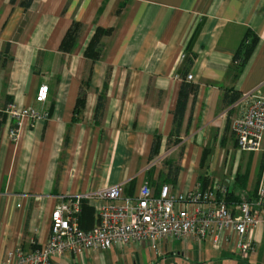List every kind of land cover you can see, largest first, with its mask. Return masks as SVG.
<instances>
[{
    "label": "crops",
    "instance_id": "obj_1",
    "mask_svg": "<svg viewBox=\"0 0 264 264\" xmlns=\"http://www.w3.org/2000/svg\"><path fill=\"white\" fill-rule=\"evenodd\" d=\"M21 1L0 0V110L14 104L47 112L48 118L21 119L15 142L8 136L13 120L6 115L3 124L0 263H16L17 250L27 253L44 246L51 213L65 200L119 184L123 198L136 197L145 183L155 196L168 186L174 197L217 184L211 154L220 150L227 157L237 152L231 132L235 110L224 105L225 94L257 92L264 97V0H33L26 10ZM73 22L82 26L78 42L71 53H61V41ZM97 28L112 33L102 39V58L91 64L84 51ZM247 32L258 41L236 76L230 67ZM191 58L186 76L192 79L186 83L195 92L177 127L173 114L185 62ZM87 82L88 87L83 85ZM41 85L48 87L47 100L37 103ZM81 86L86 96L76 114ZM100 95L104 109L95 120ZM155 139L159 147L153 154ZM245 173L242 190L236 175ZM260 173L249 180L247 165L243 173L231 174L225 180L228 192L239 199L244 193L245 199L253 197ZM229 202H224L229 210L239 204ZM85 203L90 212L79 216V225L90 228L103 202ZM262 232L260 225L250 233L254 246ZM173 242L156 250L142 244L51 261L148 264L169 255L179 263L228 264L237 253L191 240L180 242L183 249L175 254Z\"/></svg>",
    "mask_w": 264,
    "mask_h": 264
},
{
    "label": "built area",
    "instance_id": "obj_2",
    "mask_svg": "<svg viewBox=\"0 0 264 264\" xmlns=\"http://www.w3.org/2000/svg\"><path fill=\"white\" fill-rule=\"evenodd\" d=\"M191 79V76L186 78ZM47 95L48 87L41 85L35 101L44 103ZM231 109L235 110L231 132L237 152L258 153L264 158V97L257 92L241 96ZM5 113L14 122L8 131L13 142L21 119L48 118L47 112L17 108L14 104H8ZM227 193L226 187L216 184L205 191L195 188L174 197L169 187L163 186L155 196L145 183L134 198H123V185L119 184L68 199L51 213L46 244L27 253L15 251L14 264H52L53 258L60 259L67 254L123 251L142 244L156 250L169 241L191 240L207 242L217 250L227 246L231 251L249 255L254 250L250 233L257 226H264V176L254 197L243 200L235 210H229L224 204ZM91 199L103 203L97 209L94 225L84 230L79 225L81 202ZM189 204L195 206L193 210H189ZM0 264L10 262L3 260Z\"/></svg>",
    "mask_w": 264,
    "mask_h": 264
},
{
    "label": "trees",
    "instance_id": "obj_3",
    "mask_svg": "<svg viewBox=\"0 0 264 264\" xmlns=\"http://www.w3.org/2000/svg\"><path fill=\"white\" fill-rule=\"evenodd\" d=\"M11 3L14 2V0H10ZM33 0H22L20 5L23 9H28L31 4H32ZM82 26L81 24L77 23V22H73L71 24V26L69 27V29L67 30L65 36L63 37L60 47H59V51L61 53H71L80 36V32H81ZM112 33L111 29H102V28H97L92 36V38L90 39L85 51H84V58L89 61L91 64H94L96 61H99L104 53V45L102 43V39L106 36H109ZM258 41V38L255 34L251 33V32H247V34L245 35L239 49L237 50V52L235 53L233 60H232V64L230 67V70H232L236 76L240 75L248 61V59L250 58L255 45ZM193 63V58L186 60L185 62V70H184V75H182L181 79H182V84L179 90V95L177 98V103H176V107L174 110V123L177 125V127L180 125V122L183 119L184 113H185V108L187 105V101L189 96L195 92V88H193V86H191L189 83H186V74L188 73V69L192 66ZM85 86L88 87V82L83 84ZM85 96L86 93L84 91V89L80 88L79 93H78V97L76 100V106H75V113L79 114L82 111V108L84 106V101H85ZM241 98V96L239 94H225L224 96V105L226 106V108H230L233 104H235L239 99ZM104 103H105V98L104 95H100L97 98V104L95 107V112H94V118L95 120L99 119L102 116V112L104 109ZM229 112V110L227 111ZM6 119V113H5V108H3L2 110H0V134L3 128V124L5 122ZM14 125V122H13ZM13 125L11 126V128L13 127ZM159 147V142L156 141V139L153 142L152 145V152L153 154H155L157 152V149ZM263 165V164H262ZM176 171H174V176L176 175ZM248 173V172H247ZM247 173H245L244 175H240L237 174L236 175V181H238L237 183V187L239 189L244 190L245 188V182H246V178H247ZM244 178L243 181H240V178ZM255 195V194H254ZM253 195V197H254ZM224 202H227V205H229V201L233 200V201H240L239 197L235 198V193L234 191L228 192L226 194V196L224 197ZM229 202V203H228ZM90 212V209L87 207L85 201L81 202V212H80V217L84 216V214H88ZM81 227V226H80ZM82 228V227H81ZM91 228V227H90ZM84 230H87L89 228H82Z\"/></svg>",
    "mask_w": 264,
    "mask_h": 264
},
{
    "label": "rangeland",
    "instance_id": "obj_4",
    "mask_svg": "<svg viewBox=\"0 0 264 264\" xmlns=\"http://www.w3.org/2000/svg\"><path fill=\"white\" fill-rule=\"evenodd\" d=\"M212 152H210L211 154ZM237 152H232L230 156L227 155L223 151H214L211 155L213 156V162H212V171L213 176L215 177V183H217L219 186L227 187V183H225L226 178L230 177L231 174L234 175L236 173H243L244 169L249 165V180H252L253 176L258 175L260 173V179L264 176V167L263 162L264 158L260 155H251L249 153L241 154L240 158L236 157ZM239 154V152H238ZM210 155V156H211ZM209 156V157H210ZM252 156V157H251ZM257 156V161H256ZM208 157V158H209ZM236 157V158H235ZM254 157V158H253ZM214 163V164H213ZM262 165V166H261ZM262 167V169H261ZM245 193L241 195L239 204L245 200ZM238 204V205H239ZM171 249L175 254L177 252H180L183 247L180 242H173L171 245ZM254 253L249 255H242L240 253H236L234 256L228 258V264H264V232L260 234V241L256 242V246H254ZM164 260L158 259L155 260L153 263L149 262L148 264H190L189 262H186L185 260H181V263L178 261H172L170 259V256L163 258ZM129 264H133L129 262ZM141 264V263H139Z\"/></svg>",
    "mask_w": 264,
    "mask_h": 264
}]
</instances>
